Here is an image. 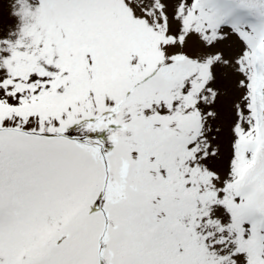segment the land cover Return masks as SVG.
<instances>
[{
  "label": "snow or ice",
  "instance_id": "snow-or-ice-1",
  "mask_svg": "<svg viewBox=\"0 0 264 264\" xmlns=\"http://www.w3.org/2000/svg\"><path fill=\"white\" fill-rule=\"evenodd\" d=\"M0 264H264V0H0Z\"/></svg>",
  "mask_w": 264,
  "mask_h": 264
}]
</instances>
